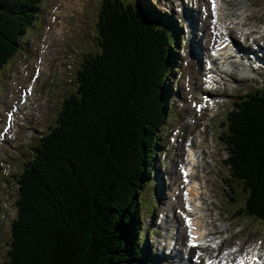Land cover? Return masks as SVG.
<instances>
[{"label": "trees", "instance_id": "1", "mask_svg": "<svg viewBox=\"0 0 264 264\" xmlns=\"http://www.w3.org/2000/svg\"><path fill=\"white\" fill-rule=\"evenodd\" d=\"M40 1L0 0V69L18 51ZM103 15L96 26L100 54L19 173L6 264H142L137 199L164 122L167 59L174 61L167 29H157L152 14L115 2ZM246 106L234 113L224 140L234 152V175L249 192L248 212L263 220L264 98Z\"/></svg>", "mask_w": 264, "mask_h": 264}, {"label": "rangeland", "instance_id": "2", "mask_svg": "<svg viewBox=\"0 0 264 264\" xmlns=\"http://www.w3.org/2000/svg\"><path fill=\"white\" fill-rule=\"evenodd\" d=\"M54 1L56 0H43L41 4L40 3L37 4L36 9L38 13L36 16L35 24L27 30L24 36L18 37L20 42L19 51L8 62V65L3 68L6 69L0 72V111H1L0 116L2 115L4 117V114L2 112L4 111V107L6 105L4 102H6L8 99L10 102L11 100L13 101L18 95V93L15 94V96L11 95L12 85L20 82L18 77H24L25 76L24 73L29 72V66L35 60V55L40 49L39 42L42 40L41 38L44 35L47 25L49 24L48 20L51 9L54 5L53 4ZM121 1L124 2L125 5L133 4L134 8L139 9L141 13L146 12L143 6L144 4L143 0H121ZM159 2L166 7H170L173 13L177 14L179 12L175 0H159ZM84 3L85 6L81 8V12H82L81 16L82 15L85 16L84 17L85 20L89 21L88 24H85V29H83V34H84L83 38L85 39L86 42H81L78 37L74 36L76 32L72 30H68V33L71 34V37L73 36L74 37L71 38L69 43H67V46L69 47V50L71 52L80 55L82 54L87 55L88 48L90 53L97 52L96 47H94L93 45V43H95L94 33L96 32L95 29L96 18L93 19V17H96L97 12H104L103 8H104L105 0H85ZM151 4L160 12H162V9L157 8L156 5L152 3V1ZM255 4L261 6L258 8L256 13L253 14L254 20H261V22H264V4H261L260 0H256ZM178 7L183 8V4L180 3ZM187 8L191 9V5H188ZM194 11L197 12L196 15L199 14V18H197L198 27L197 25H195L194 28H188L187 25H184L182 27L183 28L182 34L179 32V36L171 35L169 39L175 57L174 67L168 69L167 72L168 77L166 80V87H167L166 94L168 95L167 104L169 107L168 111L170 115L168 118H166L164 124L158 128L157 130L158 133L155 134V138L158 139L157 143H155L156 146L155 161L152 163L151 167L149 168V171L152 173L147 172V178L149 179L147 182H149V184L147 185V190L142 194V197L144 198L141 201V207L143 206L145 208H143L142 212H140L139 209L140 212L139 216L140 217L143 216L142 221L146 225L144 235H146L149 240L148 251L151 254V255L149 254V256H152L153 259L152 264H177L176 262H172V263L168 262L165 255L168 246L171 245L168 241V238L171 233L170 224L173 225V223H178L177 216L175 215L176 218L174 219L173 217L174 214H169V217L172 218L173 222L172 221L168 222L167 225H164V227L160 228L158 231H156V233H152L151 235H149L148 233L150 230L148 231V229L150 228V223L152 221H156L155 214L158 215L159 213L163 212V210H167V209H160L161 207L162 208L168 207L170 210L171 207H173V210L178 211L176 200L173 199L172 195L174 189L176 188L174 184V179L177 178L178 180L180 178V174L178 173L179 164H183L185 162V160H182L183 158H181L184 149L183 145H186L188 141H190L191 144L193 143L194 145H196L199 149V152L203 151L202 162L204 163L205 150L212 151L220 148V146H218L220 145V142L218 141V136L222 132H224L225 129L227 128L226 125L224 126V128H218L217 125H215V123L218 124L221 123L222 117H224L228 112L227 106L229 104H231L234 100H238L240 97L243 96L245 92H248L253 88V84L250 83H239L238 89H235L234 91H232L231 88H229L228 86H225V91L227 92V94L232 93L233 96L229 99H224V101L220 105H218L214 111H212V124L207 126V130H205L206 127H204L205 129L201 127L202 124H205V121L209 117V114H207L206 116L205 115L199 116V114L195 112L194 107L192 106V108H190V104L186 101L188 93L199 87L198 82L204 66L202 60L203 58L204 59L206 58V55L203 53L208 54L207 52L208 49L206 50V42H208V39L206 37L204 38V30L206 29L207 23L205 17L201 14V12H203L202 10L198 12L196 7H194L192 9V12ZM77 12L79 13V11ZM77 12L74 10V8L72 9L69 8L67 10V13L64 14V20L67 23H71L69 20L70 18L71 19L78 18ZM237 13L240 12L238 11ZM72 14H74L73 17H71ZM197 19H195V21L191 20V22L194 21L195 24ZM248 23L249 22H247V24ZM243 24H245V21H243V23H241L240 25L244 26ZM258 27H260L263 30L264 25L257 26V28ZM189 32L190 34L191 32H195L194 33L195 36L194 38L192 37L191 40L192 43L196 45V51L195 52L193 51L192 54L190 53L192 46L191 44H189L188 41L184 43L182 42V44L180 45L182 37L186 38V33ZM67 38L68 36L66 37L65 35V39ZM83 38H81V40ZM204 40H205V44H204ZM263 41L264 39H259L257 43L261 42L263 44L264 43ZM197 49L199 53H201L202 56L201 60L198 59L197 57L198 55ZM189 53H190V58L196 61H192V63H190L189 65L190 69L189 71H187L185 65L186 63L185 58L188 57L186 55H188ZM160 55L159 58H157V60H159V63L162 62ZM70 56H72L73 62L77 61L78 63H80L81 59L78 55L70 54ZM199 60L200 63L197 62ZM55 65L56 63L50 66V77L47 75V73H45L44 76L39 78L37 85L34 86V95H33V100L31 101L32 106L29 109L31 115H29L28 117L25 118V120H23V123H25L24 127H27L29 131L27 133H22L18 135L17 140L14 142V144H11L12 146L15 147L18 146L16 153L14 154L12 152H9L7 151V149L3 150V154H7L9 152L10 156H12L10 162L14 165V168L11 169L8 168L7 166L0 168V264H4L6 262V258H7L6 252L9 248L8 244L10 242L9 239L10 222L12 219L13 212H15V208L13 207L12 203L13 200L15 199L17 186L15 181H13L11 177H9V174L17 173L22 169L23 164L25 162L32 160L34 155L33 147L38 145L39 137L42 135V133H39L38 131H43V132L49 131V127L53 126L54 124V117L59 109V105H61L62 98L66 97L69 93L76 91L77 84L75 83L76 80H74V77L69 79V81L67 82L57 81L56 84L52 83V76L54 74L53 68L55 67ZM74 67L76 68V70L78 69L77 64H74ZM16 71L20 72L19 75H15L14 72ZM252 72L254 71L251 72L248 71V73H252ZM206 74L207 72H205L203 76H205ZM190 75H194V77L196 76V80H194L196 84L194 87H190L188 85L189 80L187 81V77ZM226 78H228L229 81L236 80V76L235 77L226 76L225 80ZM225 91H223V94H225ZM44 93L47 94V97L43 96ZM39 102H41L42 104L41 106L38 105ZM10 104H12V102ZM46 105L48 106V108L45 112H43L44 106ZM42 113H43V117H41ZM11 120L15 121V119H11ZM202 130L203 131L205 130V133L203 135L201 134L203 133L201 132ZM173 131H179L178 134L179 138L173 133ZM200 136L204 137L203 140L202 138L199 140ZM172 137L177 140L175 142H171ZM5 138L7 139V137ZM7 143L8 141H6V144ZM180 153L181 156H178ZM184 154H186V152ZM181 161L184 162L180 163ZM174 171L176 173H174ZM164 198L166 199L160 202V206L157 205V201ZM130 203L131 202H128V205H130ZM154 204L156 206H154ZM209 207L212 209L211 211L215 210L212 204ZM151 209H152V213H150ZM220 211L227 213L228 218L234 216L235 213L234 207L231 206L230 203L226 201L224 198ZM146 212H148V214L151 215L149 219L146 218L145 214L142 215V213H146ZM235 219H236L235 220L236 225H238L239 227L243 226V228L241 232L238 234H236L235 231L231 232L230 230L227 236L223 235V237L224 238L226 237L227 239L223 243L231 246L228 252L236 248L239 244H243V242L246 243V245L244 244L242 245L244 246L243 248H245L248 244V247L246 249H248L250 244L255 242L256 240H260L262 243H264V222H260V221L250 222L248 217H244L239 220H237V218ZM232 221H234V219ZM222 225L227 226L228 223H222ZM179 226L180 224L178 225V227ZM151 229L153 232L156 228L151 227ZM211 230L213 229L211 228ZM215 230H221V229L219 228ZM175 233H177V231ZM143 245L144 243L140 246V248H142ZM253 245L251 246L252 248ZM239 248L240 247H237L236 249ZM241 251H244V249ZM161 253L164 254L163 258L158 257V255H161Z\"/></svg>", "mask_w": 264, "mask_h": 264}, {"label": "bare ground", "instance_id": "3", "mask_svg": "<svg viewBox=\"0 0 264 264\" xmlns=\"http://www.w3.org/2000/svg\"><path fill=\"white\" fill-rule=\"evenodd\" d=\"M214 1H217L219 4H220V8H219V15L220 14H222V12L223 11H225V10H229L230 9V7H226L225 6V4H224V2H223V0H214ZM54 5H56V4H59V6H61V5H63V12H62V15L64 16V14H66L67 13V10L69 9V8H74V10L75 11H79V13H82L81 12V8L82 7H84L85 6V4L83 3V0H56V1H54V3H53ZM54 5H53V7H54ZM52 7V8H53ZM209 8V6L207 7V8H205V9H202V11L203 12H201L202 13V15L203 16H206L207 17V19L209 18V16L211 15V12H209V14H208V9ZM53 10V9H52ZM200 11V10H199ZM54 15H55V13L54 12H50V16H49V22H50V24L48 25V27L46 28V30H45V32H44V38L39 42V46H40V49L38 50V52H37V54L35 55V60L33 61V63L29 66V72L28 73H26L25 71H23V72H25L24 74H25V76L24 77H18L19 78V81L20 82H18L17 84L15 83V84H13L12 85V87H11V95H13V96H15V94H17V93H20L19 91H20V89L23 87V85L25 84V83H27V82H29V80L31 79L30 77L32 76V75H34V73H35V68H34V66H35V62H36V60L39 58L38 57V53L39 52H42V50H43V48H44V46H46L47 45V48L45 49V52L43 53V55L44 54H46L47 53V49H48V47H49V45H50V42L52 41V39H51V34H50V27H51V24L53 23V17H54ZM197 18H199V14H197L196 15V18L195 19H197ZM229 19H233V17H231L230 16V18ZM243 19V18H242ZM219 20V23L221 22V20H220V18L218 19ZM55 21H56V18H55ZM204 21V20H203ZM244 21V20H243ZM206 23H207V25H206V29L204 30V38L206 37L207 39H208V42H206V46L208 47V44H209V41H211L212 39H215V38H217V37H220V36H223V35H229V36H233V35H235V33H239L240 34V36L241 35H245L244 33H245V31H247L250 35H253V30H252V26H248L247 25V23H245V24H243L244 26H241L240 24H237L233 29H228V28H225L224 30V32L223 33H219V31H217L216 29H214V27L212 26V24L210 23V21H209V19L206 21ZM191 25H195L194 24V21H192L191 22ZM247 25V26H246ZM196 28V27H195ZM66 30V31H65ZM68 26L67 25H63V24H59V27H58V29H57V31L60 33V35L59 36H61L62 38H64L65 39V35H67V33H68ZM259 35H260V39H264V28H263V30L262 29H260V32H259ZM67 37V36H66ZM245 37H247V35L245 36ZM66 40V39H65ZM264 44V43H263ZM201 48V47H200ZM202 49V48H201ZM208 51V50H207ZM200 54V60H201V53H199ZM203 54H205L206 55V57L208 56V54H206V53H203ZM225 54V53H224ZM226 55V54H225ZM233 57H235V56H233ZM228 58H227V56H225V57H223V63H225L226 65H228V60H227ZM190 62H191V60H190ZM190 62L189 63H187L188 65L186 66V70L187 71H189V65H190ZM192 63V62H191ZM41 65V64H40ZM251 65V64H250ZM192 66V65H191ZM248 71H254L251 67H248L247 69H245V72L246 73H248ZM211 72H214V73H216V75H217V78H220V81H218L217 80V78H215L216 80H217V82H216V85H218V84H220V82L221 81H223V80H225V77L227 76V77H235L236 76V74H235V72H231V73H228V70L227 69H224V70H221V69H217V68H213L212 67V70H210V71H208L207 72V74L208 73H211ZM15 73V75H19V71H16V72H14ZM252 73H255V71L254 72H252ZM17 77V76H16ZM189 80V83H188V85L190 86V87H194L195 86V82H194V80H196V76L194 77V75H190V76H188L187 77V81ZM30 83V82H29ZM27 84L26 85V87L27 86H29L30 84ZM197 86V85H196ZM25 87V88H26ZM192 89V88H191ZM205 92H207L206 90H202L201 88H200V86L197 88V89H194V90H192L189 94H191V98H192V101L190 102V104L191 103H194V105H195V99L198 97V96H200V93H205ZM10 94V93H9ZM188 94V95H189ZM32 95V94H31ZM12 99V98H11ZM27 100H28V96L26 97V100H25V102L23 103V104H18L19 103V101H20V98H19V100H18V103H15L14 104V107H16L18 110L21 108V106L22 105H25L26 103H27ZM12 101V100H11ZM6 105H5V107H4V111H2L3 112V114H4V117H3V121H2V126H0V133L1 134H6L7 133V135H5L4 136V140H3V142H2V145L3 146H5L6 145V141H9V138H8V135L9 134H12V132H13V130L12 129H14L15 127H16V124H15V121L14 120H11V119H15V114L13 113V110H14V108H13V106H12V104H10L11 102L9 101V99L6 101V102H4ZM0 113H1V111H0ZM5 113H11V116L10 117H7L6 115H5ZM11 120L12 121V127H10V129H5L4 128V120L6 121V120ZM204 128V127H203ZM205 129V128H204ZM205 133V130L203 131V133L202 134H204ZM13 135H14V132H13ZM5 137H7V139L5 138ZM206 138V137H205ZM189 148H191V149H193V155L191 156V161L194 163L195 162V160L194 159H196V161H198V158H199V156L201 155L200 154V152H199V149H198V147H196V146H190ZM185 150H187V148L185 149ZM180 152V151H179ZM182 152V151H181ZM178 156H181V153L178 155ZM183 160V159H182ZM184 161H181V163H183ZM197 164V166H202V167H204V165H203V162L202 161H200V162H197L196 163ZM182 165V164H181ZM174 173H176L175 171H174ZM179 174H180V172H179ZM178 177V176H177ZM173 179H174V176H173ZM174 184H175V186H176V188L174 189V192H173V195H172V197H173V199L174 200H176V204H177V210H178V212H177V214L178 213H181V211L183 210V207H184V204H183V201H182V197L180 196V194L182 193V190H179L178 189V187L181 185V177L177 180V178H175L174 179ZM199 184V186H200V189L199 190H196L195 191V194H194V197H193V200L196 202L195 203V207H194V215H195V217H196V222H197V225L199 226V225H201L202 223H201V221L202 220H204V219H206V218H208L209 216H212L211 215V208L209 207L210 205L209 204H207V202H206V199H204V198H202V196H204V194H205V197H208L209 196V192H208V190L205 188V186H203L202 185V182H199L198 183ZM177 190H179V195H175V193H176V191ZM173 217H174V219L176 218L175 217V214L173 215ZM211 219H212V217H211ZM179 225V224H178ZM213 224V222H211V226H212V229L213 230H215V229H219L220 227H216V225H214ZM221 229V228H220ZM177 231V233H175L174 232V235H173V238H175V240H176V242L178 243V244H181V246H182V244H184L185 245V243L183 242V238H184V236H185V242H186V235H185V229H184V227H183V224L181 223L180 224V226L178 227V229L176 230ZM207 231V230H206ZM212 231V230H211ZM211 231H208V232H210L211 233ZM200 234H202V231H200ZM177 237H176V236ZM215 235V234H214ZM175 236V237H174ZM220 238V240H221V243H220V245H222L223 244V239H222V237H219ZM243 244H239L237 247H240L239 249H236V248H234V249H232L230 252H228V253H226V254H229V255H231L232 254V251H235V250H237L238 252L239 251H241L242 249H243V247L244 246H242ZM262 246V248H261V254L263 255V257H264V245H261ZM250 247V246H249ZM181 248H183V247H181ZM175 249V248H174ZM253 250V248L251 247L250 248V250H248V251H252ZM213 252H215V251H213Z\"/></svg>", "mask_w": 264, "mask_h": 264}]
</instances>
